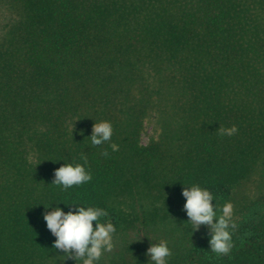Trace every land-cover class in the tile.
<instances>
[{
  "label": "trees",
  "instance_id": "obj_1",
  "mask_svg": "<svg viewBox=\"0 0 264 264\" xmlns=\"http://www.w3.org/2000/svg\"><path fill=\"white\" fill-rule=\"evenodd\" d=\"M150 116L170 127L142 145ZM101 121L113 135L93 146ZM82 153L92 180L52 184ZM263 159L264 0H0V264L62 252L43 219L55 207L104 209L115 236L152 223L124 208L134 192L185 203L199 185L222 207ZM237 214L228 256L206 231L167 264H264V196Z\"/></svg>",
  "mask_w": 264,
  "mask_h": 264
},
{
  "label": "clouds",
  "instance_id": "obj_2",
  "mask_svg": "<svg viewBox=\"0 0 264 264\" xmlns=\"http://www.w3.org/2000/svg\"><path fill=\"white\" fill-rule=\"evenodd\" d=\"M218 132L221 136L231 137L237 134L238 128L235 125L229 128L220 126ZM112 135L111 122L101 121L93 124L89 138L93 146H99L111 141ZM110 147L113 152L119 151L118 144L111 143ZM102 155L108 156L109 153L104 150ZM81 159L84 164L64 163L57 168L52 184L67 190L90 182L92 174L84 166L88 162L87 156L82 153ZM182 196L186 201L183 210L193 231L206 226L209 229L211 252L217 256H228L235 247L232 237L237 230L233 203L225 202L218 213L217 206L213 203V194L199 185L185 187ZM74 206L75 210L68 212L55 207L43 214L47 229L56 238L53 247L62 251L65 259L80 261L81 264H98L105 252L110 253L114 249L116 227L110 221L101 222L103 217L108 216L106 210L91 206ZM172 254L168 241L163 239L158 244H151L146 252L153 264H167Z\"/></svg>",
  "mask_w": 264,
  "mask_h": 264
},
{
  "label": "rangeland",
  "instance_id": "obj_3",
  "mask_svg": "<svg viewBox=\"0 0 264 264\" xmlns=\"http://www.w3.org/2000/svg\"><path fill=\"white\" fill-rule=\"evenodd\" d=\"M169 127L165 128L156 116L148 117L144 122L140 143L147 145L151 140H159ZM234 194L230 200L234 205V218L244 205L264 196V159L258 164L250 180L236 188ZM132 200L136 212L152 217V223L136 231L130 230L116 234L113 251L105 252L98 264H153L146 256L151 244H158L161 239L166 240L172 250V256H175L209 231L206 226L193 231L186 212L183 210L184 203L176 200L170 192L160 193L149 188L141 189L139 194L134 192L132 198L128 199L127 204L124 205L128 212L131 210L128 206ZM220 208L217 207L218 213ZM64 255L61 252L44 264H81L80 261L65 259Z\"/></svg>",
  "mask_w": 264,
  "mask_h": 264
}]
</instances>
